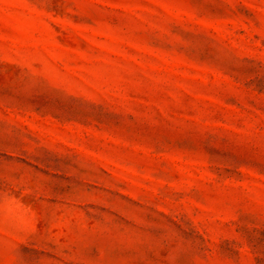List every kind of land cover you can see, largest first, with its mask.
Segmentation results:
<instances>
[{"label": "rangeland", "instance_id": "374dc122", "mask_svg": "<svg viewBox=\"0 0 264 264\" xmlns=\"http://www.w3.org/2000/svg\"><path fill=\"white\" fill-rule=\"evenodd\" d=\"M0 264H264V0H0Z\"/></svg>", "mask_w": 264, "mask_h": 264}]
</instances>
